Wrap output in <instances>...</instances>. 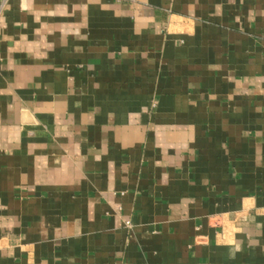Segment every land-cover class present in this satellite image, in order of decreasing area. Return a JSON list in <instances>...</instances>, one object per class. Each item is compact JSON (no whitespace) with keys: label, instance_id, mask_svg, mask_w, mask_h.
<instances>
[{"label":"crops","instance_id":"crops-1","mask_svg":"<svg viewBox=\"0 0 264 264\" xmlns=\"http://www.w3.org/2000/svg\"><path fill=\"white\" fill-rule=\"evenodd\" d=\"M0 264H264V0H0Z\"/></svg>","mask_w":264,"mask_h":264}]
</instances>
